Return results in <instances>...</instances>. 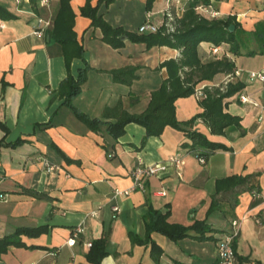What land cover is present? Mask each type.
<instances>
[{
  "label": "crops",
  "instance_id": "crops-1",
  "mask_svg": "<svg viewBox=\"0 0 264 264\" xmlns=\"http://www.w3.org/2000/svg\"><path fill=\"white\" fill-rule=\"evenodd\" d=\"M17 1L0 0V8L13 17L0 21V124L8 131L4 136L0 130V197L5 199H0V238L18 229H47L36 239L21 237L30 248H9L1 254L0 264H88L87 245L100 238L106 240L107 253L100 264H155L149 258V246H132L127 236L131 233L144 239L142 217L148 207L160 213L168 209L170 225L189 227L195 221H206L216 233L207 236H213L209 242L184 238L177 243L151 234L150 241L163 252L158 264H217V240L233 221L239 231L232 242L235 259L242 264H264V82L249 76L264 72V57L245 56L257 50L254 42H243L238 58L226 46L212 48L201 43L197 47L201 63L223 54L235 69L230 76L217 74L212 82L205 81L195 89L217 88L226 80L243 86L225 102V112L240 119L239 129L228 128L224 135L211 137L202 123L194 126L211 143L227 149L209 156L202 165L180 149L184 136L167 127L159 138L145 139L139 125L130 124L117 142L103 131H87L56 96L67 72L59 46L50 42L46 32L59 1L50 0L45 8L42 0ZM97 1L90 2L91 6ZM166 1H154L150 13L144 10V0H116L107 7L101 4L97 12L109 26L136 34L146 14L153 23L160 22ZM84 3L70 0L69 4L75 15L73 33L84 55L82 61H72L70 75L75 78L88 69L73 108L104 123H114L122 112L143 113L150 92L166 80L165 69L158 70L159 65L179 58L180 52L163 47L147 50L128 41L122 49H110L100 40L99 30L81 18L79 9ZM183 5L184 0L168 4L173 10ZM207 9L215 14L214 19L232 16L247 34L254 32L256 24H264V0L213 1ZM197 13L214 20L204 12ZM37 20L50 21L40 36L34 34ZM120 70L125 74L114 80L111 74ZM240 96L246 97L245 104L239 102ZM197 102L194 95L177 99L175 119L187 122L199 114ZM17 139L23 141L21 146H6ZM173 156L181 163L178 177L174 167H168L145 181L143 192L132 190L130 173L137 166L164 165ZM251 174L260 175L256 179L258 206H252L251 194L244 193L237 197L231 214L229 205L222 203L219 212L207 216L215 181ZM24 190L41 197L28 196ZM126 190L128 196L113 197L114 191ZM112 207L119 209L117 215ZM78 227L82 233L74 246L67 247L71 232Z\"/></svg>",
  "mask_w": 264,
  "mask_h": 264
},
{
  "label": "trees",
  "instance_id": "trees-1",
  "mask_svg": "<svg viewBox=\"0 0 264 264\" xmlns=\"http://www.w3.org/2000/svg\"><path fill=\"white\" fill-rule=\"evenodd\" d=\"M58 1V9L55 18H53L51 29L46 32L50 42L59 46L67 72L59 88H57L56 96L63 100L61 106L67 107L74 115V119L84 125L87 131L96 134L103 131L113 142H117L121 138L120 136L123 135V129L130 124L139 125V128L144 131L145 139H149V137L159 138L162 130L167 127L180 132L184 136L185 141L180 144V149L193 156L202 165H205L209 156L219 152V150H227L223 145L211 143L208 136L195 131L194 126L202 123L211 137L224 135V131L228 128L236 127L239 129L240 119L225 112L227 110L225 102L231 96L237 95L242 91L243 86L241 84H226L223 90H221V86L210 89L204 87L201 91L203 97L197 102L201 111L196 116H192L187 122L175 119L174 103L177 99H187L194 95V90L199 84L205 81L212 82L217 74L230 76L234 72L235 64L231 60H227L223 54L212 61L201 63L197 56V47L201 43H205L212 48L226 46L229 54L234 58H238L242 54L241 46L243 42H254L257 50L247 52L245 56H248V58L258 55L264 57V24H256L254 32L247 34V32L240 29L239 24L232 16H228L225 20H209L196 11L199 7L207 8L210 2L220 3L226 0H184L183 13L175 21L176 27L172 34L166 35L163 28H159L154 35H137L135 32H125L121 27L113 28L109 26L101 17L102 15L98 14L97 10L101 4L107 7L116 0H98L94 7L90 4L94 0H85L83 7L79 9L81 18L88 19L89 26L99 30L100 40L110 49H122L124 42L128 41L135 45H142L147 50L163 47L180 52L179 58L162 62L159 65L158 70L165 69L166 80H163L155 91L150 92L151 95L143 113L128 115L122 112L114 123H104L94 118L89 119L72 106V102L80 93V87L84 84L88 69L85 68V70L79 71L75 78L70 75V64L72 61L75 59L82 61L84 55L80 43L77 41L75 33H73L75 15L69 8L70 0ZM154 1L156 0H144V10L146 12L150 13L152 11ZM12 18L4 9L0 8V21L11 20ZM229 26H233L231 32L228 31ZM124 74L125 71L120 70L111 75L114 80H117L118 77ZM0 130L4 136L8 133L2 124H0ZM22 143L23 141L17 139L15 143H10L6 146L16 148L21 146ZM54 150L58 153L55 147ZM259 176L253 174L246 177L235 175L215 181L214 194L210 197V207L207 216L211 213L219 212L222 209V203L229 205L228 213L231 214L238 204L237 197L244 193H250L253 199L252 206H258L260 203V191L257 188L256 179ZM23 193L36 198L41 197L27 190H24ZM168 214V209L164 213H160L148 207L142 217L144 239L127 233L132 246H149V258L152 263L158 264L159 258L163 253L154 242L150 241L153 233L166 238L171 243H177L184 238L199 242H209L213 240V236H207L211 233L216 234L206 224V221H195L189 227L170 225L166 220ZM46 229L44 226L35 229H18L14 230L12 235L0 238V256L1 254L4 255L9 248H30H26L20 238L36 239L40 235L45 234ZM105 241V239L100 238L90 244L89 252L85 255L88 264H100V261L105 258L107 255Z\"/></svg>",
  "mask_w": 264,
  "mask_h": 264
},
{
  "label": "built area",
  "instance_id": "built-area-1",
  "mask_svg": "<svg viewBox=\"0 0 264 264\" xmlns=\"http://www.w3.org/2000/svg\"><path fill=\"white\" fill-rule=\"evenodd\" d=\"M49 2L50 0H42L41 4L45 8L49 4ZM171 2L177 3V0H167L166 1L165 10L161 14V20L158 24L153 23L151 21L150 15L146 14L142 25L136 30V34L137 35H144V34L154 35L158 32L159 28H163L166 35L172 34L176 27L175 21L178 19V14L183 13V8H175V10L170 9L168 4H170ZM196 11L199 13L204 12V14H208L210 19H214L215 17V14L207 13L208 9L204 7H199L198 9H196ZM36 24H37L36 26L37 31L34 34H37V36H40L41 34L45 33L46 29H48V27L50 26V21L48 20V21L43 22L41 20H37ZM212 52L215 54L217 52V49H215ZM249 76L252 80H258V81L264 82V72H258L257 74H250ZM227 82L228 81L226 80L222 85H220L221 90H223ZM202 90L203 89L194 90L195 92L194 96L197 99V101L203 97V94L201 92ZM238 100L241 104H245V102L247 101L246 97H241V96L239 97ZM44 166L48 172L52 171V168H49L47 164H44ZM168 167H174V169L177 171L176 175L178 177L180 175L179 170L181 168L179 157L173 156L167 159L164 165L163 164L162 165H150V167L137 166L136 169H134L130 173V178L133 181L132 190L133 191L139 190L143 192L144 190L143 183H145V181L150 179V177H153V176L158 177L159 175L163 174L165 169ZM112 194L114 198H117V197H122L124 195L128 196L129 192H127V190L123 192L114 191ZM0 199L5 200L4 197H0ZM112 210L114 211L115 215H117L119 212V209L115 207L114 208L112 207ZM81 228L82 227L75 228L71 232L70 239L66 243L67 247H71L75 245L78 239L77 237L82 233ZM238 234H239L238 223L236 221L231 222L228 226L227 233L216 244L217 264H242L241 262L237 261V259H235V256L232 251L233 250L232 242L234 239H236ZM87 247L89 248L90 245H87Z\"/></svg>",
  "mask_w": 264,
  "mask_h": 264
},
{
  "label": "water",
  "instance_id": "water-1",
  "mask_svg": "<svg viewBox=\"0 0 264 264\" xmlns=\"http://www.w3.org/2000/svg\"><path fill=\"white\" fill-rule=\"evenodd\" d=\"M233 30V26L228 27V31L231 32Z\"/></svg>",
  "mask_w": 264,
  "mask_h": 264
}]
</instances>
